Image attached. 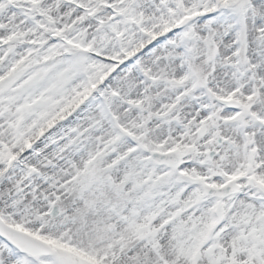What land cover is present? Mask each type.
I'll use <instances>...</instances> for the list:
<instances>
[{
  "label": "snow or ice",
  "instance_id": "snow-or-ice-1",
  "mask_svg": "<svg viewBox=\"0 0 264 264\" xmlns=\"http://www.w3.org/2000/svg\"><path fill=\"white\" fill-rule=\"evenodd\" d=\"M0 264H264V0H0Z\"/></svg>",
  "mask_w": 264,
  "mask_h": 264
}]
</instances>
